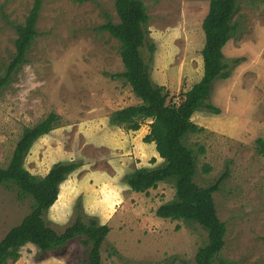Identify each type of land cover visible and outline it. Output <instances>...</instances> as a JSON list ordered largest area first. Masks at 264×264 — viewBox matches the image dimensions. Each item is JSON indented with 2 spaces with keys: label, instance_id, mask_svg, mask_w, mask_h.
I'll return each instance as SVG.
<instances>
[{
  "label": "rangeland",
  "instance_id": "rangeland-1",
  "mask_svg": "<svg viewBox=\"0 0 264 264\" xmlns=\"http://www.w3.org/2000/svg\"><path fill=\"white\" fill-rule=\"evenodd\" d=\"M143 1L150 20L142 54L151 82L181 100L204 74L202 23L211 0ZM33 3L0 0V75L16 51L15 25ZM108 21H119L115 0H43L38 36L0 92V166L9 163L24 128L54 112L56 125L34 143L24 165L37 176L59 161L79 167L61 184L46 222L58 232L78 216L108 223L103 264H196L207 240L202 225L156 216L159 205L174 197L173 184L136 192L126 181L135 168L160 166L164 159L144 141L151 120L138 131L111 120L115 110L141 100L118 76L125 69L121 43L101 29ZM233 23L235 34L223 48L229 77L215 79L207 100L214 108L194 114L201 131L184 141L197 155L198 184L230 171L214 193L227 225L217 261L264 264V154L258 142L264 139V0H239ZM33 203L30 196L20 198L13 183L0 185V240ZM20 253L7 264H85L88 247L78 237L57 251L29 243Z\"/></svg>",
  "mask_w": 264,
  "mask_h": 264
},
{
  "label": "trees",
  "instance_id": "trees-1",
  "mask_svg": "<svg viewBox=\"0 0 264 264\" xmlns=\"http://www.w3.org/2000/svg\"><path fill=\"white\" fill-rule=\"evenodd\" d=\"M238 1H210L202 23L205 33L202 50L204 74L177 101L163 87L151 82L149 65L142 54L146 40L144 27L150 20L143 0H115L119 21H108L101 27L120 41V55L125 69L118 76L132 87L141 100L140 103L115 110L111 120L133 131L141 129L146 120H151L144 141L154 143L159 156L164 159L160 166L135 168L126 175V181L136 192H147L157 188L161 182L173 184L174 197L159 205L156 216L202 225L207 232V240L197 250L196 264H224L217 261V256L226 244L227 225L218 216L214 193L222 189L230 171L227 167L220 177L206 186L198 184L195 180L197 155L184 138L201 131L192 120L194 114L202 107L214 108L207 100L215 79L219 76L229 77L231 63L225 60L223 48L235 34L233 19L238 11ZM42 5L43 0H34L25 21L15 25L16 51L6 73L0 75V92L26 61L31 45L38 36L37 23ZM150 49L152 51L154 46L150 45ZM58 118V114L52 112L40 122L25 127L9 163L0 166V185L13 183L18 188L20 198L30 196L34 202L30 212L0 240V264L16 262L21 256L22 247L29 243L42 251H57L78 237L88 247L85 264H103L102 246L111 230L108 223H99L95 218L84 221L78 216L63 232H58L45 220V215L59 198L61 184L79 164L59 161L43 176L31 173L24 165L34 143L54 128ZM258 142L259 151L264 154V139H258ZM201 151L204 153L205 149L201 148ZM209 169L207 167L205 171Z\"/></svg>",
  "mask_w": 264,
  "mask_h": 264
}]
</instances>
